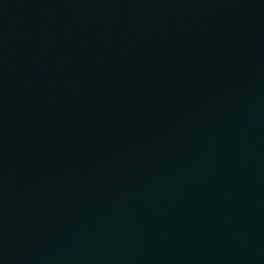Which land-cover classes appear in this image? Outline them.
<instances>
[{"label":"water","instance_id":"95a60500","mask_svg":"<svg viewBox=\"0 0 264 264\" xmlns=\"http://www.w3.org/2000/svg\"><path fill=\"white\" fill-rule=\"evenodd\" d=\"M0 264H264V0H0Z\"/></svg>","mask_w":264,"mask_h":264}]
</instances>
